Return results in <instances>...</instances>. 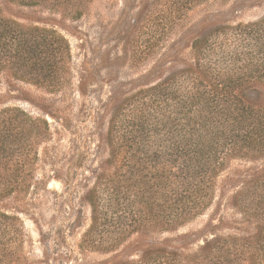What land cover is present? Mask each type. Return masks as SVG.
<instances>
[{
    "label": "rangeland",
    "instance_id": "rangeland-1",
    "mask_svg": "<svg viewBox=\"0 0 264 264\" xmlns=\"http://www.w3.org/2000/svg\"><path fill=\"white\" fill-rule=\"evenodd\" d=\"M263 16L264 0H0L7 25L54 31L70 48L57 92L15 78L8 67L0 73V111L13 108L39 120L36 137L26 130L12 161L0 160V184L19 187L0 202V211L16 218V232L6 233L8 242L14 240L7 264H105L117 256L136 264L137 241L147 237L191 261L205 239L248 234L250 226L230 202L264 160L228 158L203 211L167 232L135 233L121 202L122 238L116 240L115 214L103 207L97 228L84 239L92 225L85 198L94 186L99 194L105 187L111 191L103 139L122 99L168 84L175 69L192 63L193 38L205 22L211 50L204 55L214 62L216 54L239 48L233 28ZM137 96L134 103L143 100Z\"/></svg>",
    "mask_w": 264,
    "mask_h": 264
},
{
    "label": "trees",
    "instance_id": "trees-1",
    "mask_svg": "<svg viewBox=\"0 0 264 264\" xmlns=\"http://www.w3.org/2000/svg\"><path fill=\"white\" fill-rule=\"evenodd\" d=\"M7 23L0 19V73L8 67L15 78L57 92L70 57L66 41L54 31ZM206 26L205 22L193 38L192 63L175 69L168 84L136 92L143 99L140 103H134L139 101L136 94L122 99L112 112L103 139L111 191L105 187L99 194V186L88 190L92 225L84 239L97 228L103 207L115 214L120 226L116 240L121 239V202L130 224L136 225L135 233L143 228L174 230L203 211L228 158L264 160V16L233 28L239 48L225 56L216 54L214 62L204 55L211 50V36L202 33ZM38 122L13 108L0 111L4 164L12 161L27 132L36 137ZM42 124L48 126L46 121ZM17 190L8 181L1 183L0 202ZM169 193L174 203H169ZM230 204L251 228L245 236L205 239L191 261L146 236L137 241L142 244L136 264H264V167L241 185ZM15 219L0 211V264H7L13 250L14 240L8 242L6 233L16 232ZM246 252L248 262L242 263ZM118 258L105 264H132Z\"/></svg>",
    "mask_w": 264,
    "mask_h": 264
}]
</instances>
